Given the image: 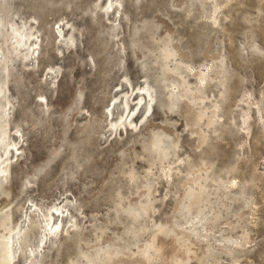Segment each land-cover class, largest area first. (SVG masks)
<instances>
[{"label": "rangeland", "instance_id": "obj_1", "mask_svg": "<svg viewBox=\"0 0 264 264\" xmlns=\"http://www.w3.org/2000/svg\"><path fill=\"white\" fill-rule=\"evenodd\" d=\"M3 3L13 264H264V0Z\"/></svg>", "mask_w": 264, "mask_h": 264}, {"label": "bare ground", "instance_id": "obj_2", "mask_svg": "<svg viewBox=\"0 0 264 264\" xmlns=\"http://www.w3.org/2000/svg\"><path fill=\"white\" fill-rule=\"evenodd\" d=\"M3 1L4 0H0V42L3 39H4V41L5 40L10 41V43H12V46H13L12 48L14 50H18L19 48L21 50V48H23L25 50V52H24V54L22 53V55H24L23 57H26L27 53L29 52V50L32 47L31 44H33L31 41L33 32L29 31L30 28L27 26L28 23L26 21H22L21 23H19L17 21V20H26V19H21V18L18 19L15 16L14 11H12L11 6L8 5L9 3L4 4ZM23 49L21 51H23ZM0 50H1V46H0ZM23 57L21 60H23ZM199 76H200V74H199ZM203 78H204L203 76L200 77L201 80ZM147 88L149 89V87H147ZM0 89H1V87H0ZM148 89H146V87H145L144 90H146L145 92L148 93V95H150L151 92L149 93ZM199 115H197V117ZM196 120H197V118L194 119L195 122H196ZM1 142L4 143V141H1ZM56 209H58V208H56ZM7 221H8L7 216H4L3 220H2V226L4 228H7V233L6 234L0 233V264H13V259H14L15 252H16V248L14 247L16 239H15L14 235L12 234L16 227L14 228V227L7 225ZM53 226H55V225H52V227H51L52 230L54 229ZM54 232H56V231H54ZM17 233H19V232L18 231L15 232V234H17Z\"/></svg>", "mask_w": 264, "mask_h": 264}]
</instances>
